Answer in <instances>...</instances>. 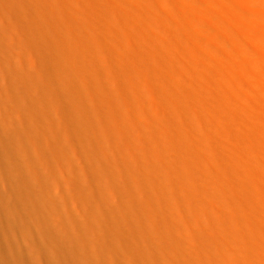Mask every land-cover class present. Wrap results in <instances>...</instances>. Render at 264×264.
Wrapping results in <instances>:
<instances>
[{"label": "bare ground", "instance_id": "obj_1", "mask_svg": "<svg viewBox=\"0 0 264 264\" xmlns=\"http://www.w3.org/2000/svg\"><path fill=\"white\" fill-rule=\"evenodd\" d=\"M25 4L17 34L36 78L52 41L70 99L52 105L80 117L101 217L147 264H264V0Z\"/></svg>", "mask_w": 264, "mask_h": 264}, {"label": "rangeland", "instance_id": "obj_2", "mask_svg": "<svg viewBox=\"0 0 264 264\" xmlns=\"http://www.w3.org/2000/svg\"><path fill=\"white\" fill-rule=\"evenodd\" d=\"M27 1L3 0L0 9V264H147L128 239L130 224L101 217L109 195L92 182L96 155L80 146L81 131L65 126L80 117L63 118L52 105L70 99L52 89L61 78L50 39L48 63L34 76L16 30L29 21ZM28 33L44 46L37 30Z\"/></svg>", "mask_w": 264, "mask_h": 264}]
</instances>
